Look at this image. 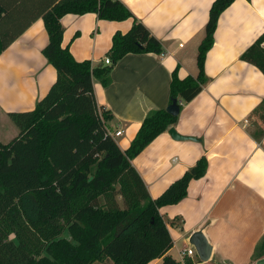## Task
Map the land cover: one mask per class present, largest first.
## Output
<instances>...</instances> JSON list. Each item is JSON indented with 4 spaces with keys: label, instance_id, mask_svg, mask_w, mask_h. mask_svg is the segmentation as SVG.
Here are the masks:
<instances>
[{
    "label": "crops",
    "instance_id": "crops-1",
    "mask_svg": "<svg viewBox=\"0 0 264 264\" xmlns=\"http://www.w3.org/2000/svg\"><path fill=\"white\" fill-rule=\"evenodd\" d=\"M159 39L160 53H128L114 64L111 81H93L99 106L112 114L106 122L125 150L146 114L169 104L171 73L196 76V54L204 37L214 0H119ZM62 46L78 60L96 63L107 57L115 32H127L134 18L99 19L96 13H67L60 19ZM264 32V0H234L219 15L214 43L206 53L207 82L189 102L180 101L175 123L177 140L168 129L156 136L131 164L152 198L205 156L204 176L191 179L187 195L159 209L172 239L168 254L177 264H264L255 258L264 241V74L240 59ZM48 43L43 19L33 21L0 53V142L19 132L10 114L32 111L57 79L42 50ZM202 230L212 246L211 257L183 259L179 251L194 247L190 235ZM195 250V249H194ZM161 258L148 264H161ZM99 264V263H95Z\"/></svg>",
    "mask_w": 264,
    "mask_h": 264
},
{
    "label": "trees",
    "instance_id": "trees-1",
    "mask_svg": "<svg viewBox=\"0 0 264 264\" xmlns=\"http://www.w3.org/2000/svg\"><path fill=\"white\" fill-rule=\"evenodd\" d=\"M234 0H214L197 54L196 76L171 73L169 104L189 102L207 82L206 53L214 43L219 15ZM96 13L99 19L134 18L115 32L107 52L111 64L76 60L62 46L60 19L67 13ZM48 35L43 55L57 71L49 93L32 111L10 114L19 128L0 142V264H177L167 252L172 239L159 209L187 195L188 183L206 173L201 156L159 196L152 198L131 164L156 136L176 122L165 108L149 111L125 150L106 128L112 118L99 106L93 81H110L116 62L128 53H160L162 46L119 0H0V53L36 19ZM264 32L241 54L264 74ZM264 114V98L259 105ZM264 131L254 133L260 139ZM68 232L69 237L63 236ZM264 255V241L254 257Z\"/></svg>",
    "mask_w": 264,
    "mask_h": 264
},
{
    "label": "water",
    "instance_id": "water-1",
    "mask_svg": "<svg viewBox=\"0 0 264 264\" xmlns=\"http://www.w3.org/2000/svg\"><path fill=\"white\" fill-rule=\"evenodd\" d=\"M166 111L169 112L171 115L177 116L180 111V105L176 99H173L170 104L166 106ZM168 133L171 135L172 138L177 140H196L193 136H184L178 134L173 127L168 129ZM189 243L194 247L198 258L201 261H207L211 257L212 246L208 242L207 238L205 237L202 230H197L190 235Z\"/></svg>",
    "mask_w": 264,
    "mask_h": 264
},
{
    "label": "built area",
    "instance_id": "built-area-1",
    "mask_svg": "<svg viewBox=\"0 0 264 264\" xmlns=\"http://www.w3.org/2000/svg\"><path fill=\"white\" fill-rule=\"evenodd\" d=\"M262 46L264 47V42L262 43ZM104 64H107V65H110L111 64V60L109 57H105L104 60H103ZM109 134L112 136V137H117L119 135H121L122 131L121 130H116L115 132H110L108 131ZM193 255H196L195 254V250L190 247V248H184L182 250L179 251V256L183 259L184 257L186 256H193Z\"/></svg>",
    "mask_w": 264,
    "mask_h": 264
},
{
    "label": "rangeland",
    "instance_id": "rangeland-1",
    "mask_svg": "<svg viewBox=\"0 0 264 264\" xmlns=\"http://www.w3.org/2000/svg\"><path fill=\"white\" fill-rule=\"evenodd\" d=\"M63 236L66 237V238H68L69 237L68 232L67 231L64 232ZM102 258L103 259L101 261H98L96 263H99V264H114L111 260L105 258L104 256H102ZM93 264H95V263H93Z\"/></svg>",
    "mask_w": 264,
    "mask_h": 264
}]
</instances>
